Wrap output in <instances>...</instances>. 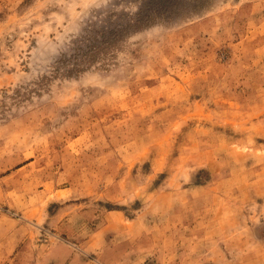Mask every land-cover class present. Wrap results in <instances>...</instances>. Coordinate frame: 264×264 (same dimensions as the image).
Segmentation results:
<instances>
[{
  "label": "rangeland",
  "instance_id": "374dc122",
  "mask_svg": "<svg viewBox=\"0 0 264 264\" xmlns=\"http://www.w3.org/2000/svg\"><path fill=\"white\" fill-rule=\"evenodd\" d=\"M0 264H264V0H0Z\"/></svg>",
  "mask_w": 264,
  "mask_h": 264
},
{
  "label": "trees",
  "instance_id": "16d2710c",
  "mask_svg": "<svg viewBox=\"0 0 264 264\" xmlns=\"http://www.w3.org/2000/svg\"><path fill=\"white\" fill-rule=\"evenodd\" d=\"M113 46V43L109 39L104 38L99 45L91 44L86 50H80L78 56L74 59L73 68L68 74L71 75L89 69L98 60H103L100 58L101 54L103 57L107 55L112 56V52L110 51L116 48Z\"/></svg>",
  "mask_w": 264,
  "mask_h": 264
}]
</instances>
